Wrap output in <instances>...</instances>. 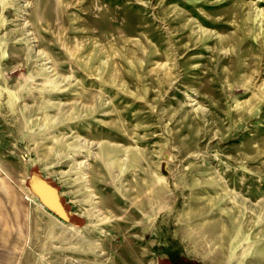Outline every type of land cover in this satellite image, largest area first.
Here are the masks:
<instances>
[{
	"label": "rangeland",
	"instance_id": "1",
	"mask_svg": "<svg viewBox=\"0 0 264 264\" xmlns=\"http://www.w3.org/2000/svg\"><path fill=\"white\" fill-rule=\"evenodd\" d=\"M170 252L264 264V0H0V264Z\"/></svg>",
	"mask_w": 264,
	"mask_h": 264
},
{
	"label": "water",
	"instance_id": "2",
	"mask_svg": "<svg viewBox=\"0 0 264 264\" xmlns=\"http://www.w3.org/2000/svg\"><path fill=\"white\" fill-rule=\"evenodd\" d=\"M24 184L39 202L53 214L76 226H82L85 218L71 209V205L60 193V184L47 175L38 165L28 170Z\"/></svg>",
	"mask_w": 264,
	"mask_h": 264
},
{
	"label": "flooded vegetation",
	"instance_id": "3",
	"mask_svg": "<svg viewBox=\"0 0 264 264\" xmlns=\"http://www.w3.org/2000/svg\"><path fill=\"white\" fill-rule=\"evenodd\" d=\"M169 256V258L171 259V262L173 264H198L195 261H190V260H186V259H180L177 257H172L171 252L167 254Z\"/></svg>",
	"mask_w": 264,
	"mask_h": 264
},
{
	"label": "bare ground",
	"instance_id": "4",
	"mask_svg": "<svg viewBox=\"0 0 264 264\" xmlns=\"http://www.w3.org/2000/svg\"><path fill=\"white\" fill-rule=\"evenodd\" d=\"M255 8H256V7H255ZM256 12H257V11H256ZM259 13H260V14H258V16H259V15H261V14H263V12H262V11H260ZM258 16H257V17H258ZM259 17H260V16H259Z\"/></svg>",
	"mask_w": 264,
	"mask_h": 264
}]
</instances>
